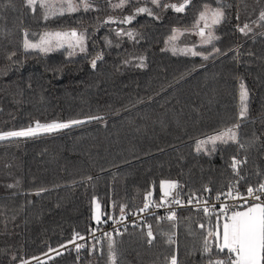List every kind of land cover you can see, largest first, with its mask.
I'll list each match as a JSON object with an SVG mask.
<instances>
[{
    "label": "trees",
    "instance_id": "1",
    "mask_svg": "<svg viewBox=\"0 0 264 264\" xmlns=\"http://www.w3.org/2000/svg\"><path fill=\"white\" fill-rule=\"evenodd\" d=\"M48 2L66 6V0ZM87 2V11L81 6L45 20L39 0L35 11L27 0H0V132L85 121L0 141V264H113L109 238L89 236L148 201L159 204L162 182H177L183 200L207 187L222 194L236 182L243 189L264 184V0H191L179 13L164 5L183 0H160V7L151 0H123V7H114L122 0ZM205 5L224 12L219 25L205 29L206 36L219 37L212 44L197 35ZM140 7L154 15L137 14ZM127 16L134 19L126 25ZM245 24L246 34L239 31ZM82 29L81 53L24 48L25 33L38 42L45 32ZM234 125L239 143L217 141L215 151L211 143L197 150L200 141ZM233 157L242 162L238 172ZM218 214L221 224L220 213L181 210L173 220L158 214L123 227L112 239L115 264L226 261L207 236ZM205 239L211 252L204 251ZM80 240L85 246L78 252L64 249Z\"/></svg>",
    "mask_w": 264,
    "mask_h": 264
},
{
    "label": "snow or ice",
    "instance_id": "2",
    "mask_svg": "<svg viewBox=\"0 0 264 264\" xmlns=\"http://www.w3.org/2000/svg\"><path fill=\"white\" fill-rule=\"evenodd\" d=\"M38 0H27V5L30 9L35 11V7L37 5ZM151 2L160 7V0H151ZM191 2V0H183V3L164 5L165 8L171 7L175 12H183L185 7ZM83 7L85 11L91 8V5L87 2V0H81V3L74 4L72 0H66V6H61L57 8L55 5L50 4L48 0H39V7L44 9V19L47 20L49 17L62 16L66 12L71 13L79 10L80 7ZM114 7H123L122 3L114 5ZM136 13H147L149 16H153V12L151 9L146 7H140L136 9ZM159 19V17H155ZM134 19V16H127L122 20V23H129ZM224 19V12L217 9H210L207 5H205V10L200 13L199 20L196 23V27L198 29L197 35L202 38L204 44H212L214 39H219L218 36H215L212 32H208L207 36L205 33V29H209L213 26L219 25ZM260 21L264 22V12L260 13L259 17ZM200 21H203V27H200ZM251 29L247 24L243 25L239 29L241 33H245L246 31H250ZM179 35H183V32H179ZM25 35L24 48L25 50H37L42 53H48L50 51H54L60 48L67 47L69 49L79 48L81 52L86 50L85 41L86 36L83 33H77L75 30L71 32H45L40 36L38 42H31L27 39V33ZM130 38H134L133 34L129 32L127 34ZM177 37L174 35L170 37V42L175 40ZM213 49L215 52H219V48H215L213 45ZM174 54H175V50ZM191 52V55H203V53L197 52L195 50H188ZM72 55V52L68 53ZM187 54V53H186ZM100 58V57H97ZM204 59H208L207 56L203 57ZM92 66H96V61H92ZM247 93L246 91H242L241 100L242 106L240 111V116L243 118L246 115L247 107L243 104V101L246 99ZM94 119H99L95 117ZM82 121L80 120H72L66 123H48L41 124L40 122H36L35 127H28L26 129H21L18 131H7L0 132V140H6L10 138H28L36 136L39 132L43 131L45 133L53 132L58 129L68 128L73 124H80ZM238 125H234L233 128H227L222 132H219L217 135L210 136L207 140H202L199 142L197 146V150L199 151L201 146L211 143L213 145L211 151H215V145L217 141L227 144L230 141L233 143H239L237 133L234 130ZM242 147V145H241ZM242 163L233 157L232 167L235 171L238 172L237 165ZM178 187V184L174 181H164L161 183V190L163 193V197L171 196L173 190ZM256 192H259L260 195H257ZM151 193H149V197ZM227 196L232 197L233 199H242L243 203L240 207L243 210H233L229 215L224 211L226 205H223L220 208V214L224 217V222L222 224V230L220 229V215L216 216V227L213 230L208 231L207 236L213 239V242H218V252L226 253V261L224 259H215L209 260V264H264V200H262V196H264V184H260L257 189H253L252 187L247 188V198H254L256 203H252L248 205V199L245 197H241L237 192L235 195L230 191L227 193ZM217 200L220 199V196L217 195ZM176 204H181L179 199H174L172 201ZM192 202V198L189 199V203ZM207 204V201H204ZM247 205V207H245ZM99 204H97V209H99ZM149 207V204H145L144 208L141 211H144ZM203 212L208 214L209 208L204 207ZM121 213H123V209H121ZM175 212L169 214L167 219L173 220L175 219ZM123 219V215L121 216ZM163 219V217L161 218ZM97 223L101 222L100 213L97 212L96 215ZM204 225H201L203 228ZM106 236L109 237V252L111 254V259L113 264H115V253L112 251L114 241L111 238V234L105 233ZM147 236L150 238L149 243H151V239H154L153 233L151 230V225H148ZM80 239H84L83 236L79 237ZM171 243V240L169 241ZM85 245H78L77 252L80 248ZM204 251L211 252L212 248L209 244V240L205 239L204 241ZM27 264V262H25ZM171 264H176L175 257H172Z\"/></svg>",
    "mask_w": 264,
    "mask_h": 264
},
{
    "label": "built area",
    "instance_id": "3",
    "mask_svg": "<svg viewBox=\"0 0 264 264\" xmlns=\"http://www.w3.org/2000/svg\"><path fill=\"white\" fill-rule=\"evenodd\" d=\"M230 187L231 189L229 191L222 193V194H213L212 189L210 187H207L202 196L191 197L192 198L191 203H189L190 198L187 200H183L181 198L179 187H177L175 190L172 191L171 196L166 197V198L162 197L161 202L157 205H149V207L145 209L144 211H139L136 213H130V214L124 213L122 214L123 219H121V216H122L121 215L119 218H117L116 220L112 221L109 224H100L99 227L91 233V235L89 236V239H93L96 237L109 238L108 236L105 235V233L111 234V238L113 239L116 233L119 232L123 227L134 226V225L140 226L142 225V223H144L147 220L148 217L158 215V214L169 216L170 213L175 212V214H177L181 210H190L198 214H205L203 212V209L204 207H208L209 212L206 215H210L214 213H219L220 208L223 205H226V207L224 208V211L227 212L228 214L231 213V211L233 210H242L240 205L243 203V200L233 199L232 197L227 196V193L231 191L233 195H235L238 192L241 197L247 198V189H243L240 186V183L238 182L234 184H230ZM258 187H252V188L257 189ZM256 194L260 195L259 192H256ZM217 195L220 196L219 200L216 199ZM174 199H179L181 201V204L173 203L172 201ZM247 199H248V205H251L252 203L257 202L254 200V198H247ZM262 200H264V196H262ZM204 201H207V204H205ZM245 207H247V205ZM81 243H82V240L76 243H73L64 249H68V248L77 249V246L80 245ZM175 259H176V264H178L177 258ZM39 260L40 259L28 261L27 264H34L35 262ZM169 264H171V261Z\"/></svg>",
    "mask_w": 264,
    "mask_h": 264
},
{
    "label": "rangeland",
    "instance_id": "4",
    "mask_svg": "<svg viewBox=\"0 0 264 264\" xmlns=\"http://www.w3.org/2000/svg\"><path fill=\"white\" fill-rule=\"evenodd\" d=\"M71 31H73V30H71ZM71 31H58V32H71ZM77 33H83L85 36H86V41H87V34H86V30H84V29H82V30H75ZM86 41H85V46H86ZM65 47H67V45H65ZM75 50H77V52H74V54H76V53H81V51L79 50V48H76ZM82 123H85V121H82ZM82 123H80V124H82ZM80 124H73V125H71L70 127H68V128H64V129H58V130H56V131H53V132H48V133H45V132H43V131H41V132H39L36 136H39V135H43V134H49V133H55V132H59V131H63V130H66V129H69V128H71V127H73V126H76V125H80ZM33 137H35V136H33ZM33 137H28V138H33ZM12 139H23V138H10V139H6V140H12ZM6 140H0V141H6ZM163 194V193H162ZM162 197H163V195H162ZM97 204H99L98 202H95V218H96V215H97V212H101V208L99 207V209H97ZM147 204H149L150 205V203H149V201L147 202ZM99 206H100V204H99ZM220 213V212H219ZM100 218H101V214H100ZM223 222H224V220L222 221V223L220 224V229L222 230V224H223Z\"/></svg>",
    "mask_w": 264,
    "mask_h": 264
},
{
    "label": "crops",
    "instance_id": "5",
    "mask_svg": "<svg viewBox=\"0 0 264 264\" xmlns=\"http://www.w3.org/2000/svg\"><path fill=\"white\" fill-rule=\"evenodd\" d=\"M243 210V209H242ZM231 213H229V215H230ZM223 220H224V217H223Z\"/></svg>",
    "mask_w": 264,
    "mask_h": 264
},
{
    "label": "water",
    "instance_id": "6",
    "mask_svg": "<svg viewBox=\"0 0 264 264\" xmlns=\"http://www.w3.org/2000/svg\"><path fill=\"white\" fill-rule=\"evenodd\" d=\"M128 23H126V25H127ZM177 183V182H176ZM178 184V183H177Z\"/></svg>",
    "mask_w": 264,
    "mask_h": 264
}]
</instances>
